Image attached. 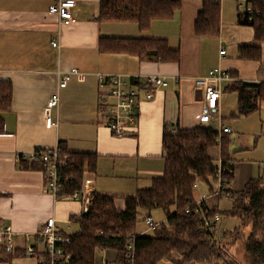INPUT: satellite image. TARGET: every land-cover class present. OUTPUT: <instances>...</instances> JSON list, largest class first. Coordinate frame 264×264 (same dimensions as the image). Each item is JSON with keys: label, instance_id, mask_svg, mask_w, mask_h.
Returning a JSON list of instances; mask_svg holds the SVG:
<instances>
[{"label": "crops", "instance_id": "obj_1", "mask_svg": "<svg viewBox=\"0 0 264 264\" xmlns=\"http://www.w3.org/2000/svg\"><path fill=\"white\" fill-rule=\"evenodd\" d=\"M57 1L0 0V79L13 83L11 107L3 114L5 128L0 134V219L17 233L15 248L0 251V264H40L37 256L25 253V247L33 245L44 255L37 233L47 219L55 217L59 229L70 234L79 229L77 219L85 213L81 201L68 195L55 198L49 192L40 164L19 159L37 148L60 145L71 152L97 154L96 170L85 177L97 193L111 195L105 186L98 190L100 176L152 181L163 173L166 125L193 128L215 120L212 127L218 131L230 127V135L235 136L232 143L240 147L230 154L234 175L230 189L235 191L240 180L246 185L250 179L264 177V97L258 110L236 116L239 95L229 88L237 80L264 81V42L260 43L261 60L239 57V46L255 44V38L251 26L252 32L241 29L245 25L238 23V16L243 11L235 0L220 2V29L215 35L199 34L195 29L204 0H181L172 17L156 18L145 29L136 20H101V0H74L75 20L61 21L49 13ZM106 37L163 38L179 50L180 59L161 61L151 55L103 50ZM250 39L253 42H247ZM55 40L58 46L53 45ZM222 48L225 54L220 53ZM72 68L86 72V79L72 77L65 87H59V71ZM215 68L227 71L232 80L222 82L219 106L203 123V92L195 87L194 79ZM98 73L157 74L166 77L169 85L154 89L151 99L141 92L137 123L130 135L119 137L100 111ZM54 93L59 95V105L51 116L57 125L47 127L45 107ZM211 153L218 162L221 143ZM207 191L208 185L199 183L194 198ZM215 198L207 199L206 206L218 209ZM116 203L125 207V201L116 199ZM110 253L116 255L111 261L117 262L118 252L106 248L97 250L95 264H105Z\"/></svg>", "mask_w": 264, "mask_h": 264}, {"label": "trees", "instance_id": "obj_2", "mask_svg": "<svg viewBox=\"0 0 264 264\" xmlns=\"http://www.w3.org/2000/svg\"><path fill=\"white\" fill-rule=\"evenodd\" d=\"M181 6V0H101V20H136L140 28H147L156 18L172 17ZM253 19L241 12L238 23L251 26L257 42H264V0H254ZM199 34H218L220 29V2L204 0L203 8L195 22ZM101 48L128 51L141 57L153 56L161 61H178L180 53L168 45L166 39L153 37H106ZM239 57L261 60V45L239 46ZM264 68V62L262 63ZM239 95L236 116L248 115L259 109L264 97L263 82L234 81L229 85ZM13 97V83L0 79V134L4 132V112L9 110ZM219 131L212 126L193 128L164 127V170L153 178L151 186L140 188L133 195L124 197L125 207L119 208L113 195L97 193L89 210L78 218L79 229L66 234L70 242L63 244L71 254V264H95L98 249L118 252L116 264H124L127 245L132 234L135 240V264H158L170 258L173 264H264V177L250 179L243 190L231 191L234 199L233 214L240 225L224 230L215 237L212 229L204 228L202 218L193 210L195 183H206L212 190L216 182L218 162L211 152L219 145ZM230 133L221 139L222 163L230 160ZM62 156L68 155L64 176L73 178L66 182L65 193L83 187L85 175L94 172L98 156L90 152H71L62 147ZM40 164V162H33ZM226 182L233 179V165L223 173ZM204 208L209 216L218 209ZM163 209L164 221L144 232L138 227L139 212L144 210V222L151 211ZM248 228V232L245 229ZM242 244L245 262L231 261L229 248ZM0 251H9L0 244ZM231 262V263H229Z\"/></svg>", "mask_w": 264, "mask_h": 264}, {"label": "built area", "instance_id": "obj_3", "mask_svg": "<svg viewBox=\"0 0 264 264\" xmlns=\"http://www.w3.org/2000/svg\"><path fill=\"white\" fill-rule=\"evenodd\" d=\"M221 2L222 0H213ZM239 7H244L243 12L252 20L254 13V0H235ZM76 2L74 0H58L53 4L49 13L57 15L61 21H74L73 8ZM58 40L53 42L54 46H58ZM225 48H222L220 53L225 54ZM59 87H65L72 77H76L79 81L86 79L87 73L72 68L68 71H59ZM99 85V107L101 113L105 115L108 125L116 136L124 137L131 134L137 123L138 105L140 102L141 92L144 93L147 99L154 97V89L158 87H166L169 81L166 77L157 74L151 75H133L125 76L123 74H106L98 73ZM144 77V80L142 78ZM232 80L231 75L221 68H215L209 72L207 76L197 77L194 79L196 88L203 92L204 105L200 115L201 122L210 120L213 111L217 110L219 101L222 96V82ZM59 105V95L54 93L47 101L45 107V124L47 127L57 125L51 116L53 108ZM230 127H221L217 140L219 144L224 135L231 133ZM62 146L42 147L37 148L30 154L20 155V160H30L40 162L45 171L48 190L55 197L68 195L74 200L81 201L84 205V211L87 212L94 200L97 192L90 180L84 178L83 187L75 190L72 193H65V184L73 178L72 175L64 176L62 169L67 165L68 155L62 156ZM233 165L231 160H228V166L222 163V157L218 161V170L216 182L212 190L204 192L199 199H195L194 206H188L186 211L193 210L202 218L204 228L212 229V226L221 219V214L218 212L214 216H209L204 208L205 201L211 197H220L226 195L230 197V183L226 182L223 173L228 169L231 171ZM198 182L193 185L196 189ZM146 224L148 228L157 226L152 216L147 217ZM214 230V229H212ZM41 244L45 247L44 255L40 254L33 245L25 247L27 255H35L38 257L40 264H71V254L66 252L63 244L70 242V237L66 235L57 226V219L50 217L47 219L43 228L37 233ZM16 231L13 230L10 224H5L0 219V244L7 250L15 248ZM138 235L130 236L124 264H135V240ZM105 264H116V261H107Z\"/></svg>", "mask_w": 264, "mask_h": 264}, {"label": "rangeland", "instance_id": "obj_4", "mask_svg": "<svg viewBox=\"0 0 264 264\" xmlns=\"http://www.w3.org/2000/svg\"><path fill=\"white\" fill-rule=\"evenodd\" d=\"M244 10V7H242V11ZM241 29H245L244 31H251V27L248 25L241 26ZM248 29V30H247ZM247 42H253V39H250V41ZM255 44H260L256 40L253 42ZM214 126L216 125L215 120H213L211 123H208L207 126ZM230 144H229V153L233 154L235 151L240 150V147H235L232 143V139L235 138L234 135H230ZM249 156H252L251 154H248ZM129 172V171H128ZM100 176L98 179V190L102 189L103 186H105V189H107V193L115 196L118 201H124V197L128 195H133L137 192L140 188H147L151 186V182L149 178H137L136 176L130 177H102ZM232 181V180H231ZM231 183V182H230ZM243 181L240 180V183H238L235 186V191H241L244 188ZM231 190V189H230ZM232 191V190H231ZM215 199H218L219 202V213L221 214V219L217 222L216 228L213 230V233L215 237L220 236L221 232L224 230H232L240 225V220L233 214V207H234V199L233 197H227L223 194V196L216 197ZM146 212L144 210H141L139 212V223L138 227L140 229L147 228L146 222H144V216ZM151 215L155 222H162L164 221L167 223V213L163 209H155L151 211ZM245 232H248V228L245 229ZM229 253L231 256V261L235 260L237 262H245V256L242 249V244L240 241H238L237 244L232 245L229 248ZM116 255L112 257L111 253L110 255H106V259L112 260L115 259ZM231 263V262H229ZM158 264H173V261L170 258H165L158 262Z\"/></svg>", "mask_w": 264, "mask_h": 264}]
</instances>
